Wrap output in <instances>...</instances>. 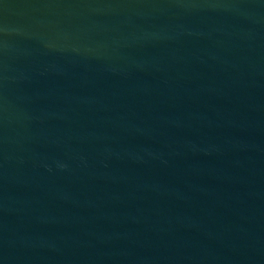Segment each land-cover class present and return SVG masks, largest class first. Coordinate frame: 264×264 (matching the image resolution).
Listing matches in <instances>:
<instances>
[{"label":"water","instance_id":"95a60500","mask_svg":"<svg viewBox=\"0 0 264 264\" xmlns=\"http://www.w3.org/2000/svg\"><path fill=\"white\" fill-rule=\"evenodd\" d=\"M0 264H264V0H0Z\"/></svg>","mask_w":264,"mask_h":264}]
</instances>
